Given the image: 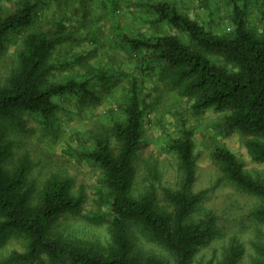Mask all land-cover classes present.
Listing matches in <instances>:
<instances>
[{"label": "trees", "instance_id": "1", "mask_svg": "<svg viewBox=\"0 0 264 264\" xmlns=\"http://www.w3.org/2000/svg\"><path fill=\"white\" fill-rule=\"evenodd\" d=\"M230 4L232 31L221 36L183 15L170 2L148 1L145 5L155 16L154 23L166 24L177 34L125 41L131 50L147 52L163 63L174 84L183 85L185 94L195 97L194 110L226 113L224 127L247 136L245 145L251 159L261 164L264 163V4L259 33L247 26L246 6L236 0H230ZM45 7L46 0H20L13 11L0 16V55L8 35L31 29ZM56 25V33L36 30L23 37L18 68L6 86L0 85V122L28 113L46 123L58 110L54 97L87 93V80L50 82L57 70L51 57L63 40L60 34L64 31L63 26ZM181 35L186 37L185 41ZM146 109L133 79L122 108L124 119L112 124L111 137L96 138L93 148L83 154L100 170L109 198L105 202L107 213L90 218L93 223L109 225L110 240L104 250L64 242L52 235V224L66 214H78L83 198L73 194L71 179L51 177L33 201L36 185L27 180L31 164L25 158L12 172L3 168L2 161L10 156L11 143L4 141L0 131V246L12 234L26 241V250L13 252L9 262L38 264L44 258L47 264H191L198 246L214 235L216 222L210 212L194 218L203 201V194L191 192L195 144L190 132H183L171 143L170 149L182 173L179 189L155 186L161 178L154 173L149 186L134 194L135 156L142 144ZM213 157L236 189L263 202L255 215L264 223V179L248 174L229 149L216 148ZM135 232L161 246L172 261L135 253ZM241 255V249L231 245L216 264H236ZM254 264H264V246L259 248Z\"/></svg>", "mask_w": 264, "mask_h": 264}, {"label": "rangeland", "instance_id": "2", "mask_svg": "<svg viewBox=\"0 0 264 264\" xmlns=\"http://www.w3.org/2000/svg\"><path fill=\"white\" fill-rule=\"evenodd\" d=\"M19 1L0 0V16L13 11ZM148 1L170 2L216 35L232 31L230 0H46L43 13L31 29L6 38L0 55V85L6 86L18 68L23 37L36 30L56 33V24H60L64 28L60 34L63 40L51 57L57 70L50 82L87 80V93L54 97L58 110L46 123L28 113L2 120L0 131L4 141L11 143L10 156L2 161V166L12 172L22 159H28L31 168L27 180L36 185L33 201L49 178L71 179L73 194L83 198L80 212L57 219L51 233L64 242L106 249L110 240L108 223H93L90 218L107 213L105 202L109 198L100 170L83 154L93 148L96 138L111 137L112 124L124 119L122 108L129 83L135 79L147 109L142 144L135 156L133 193L147 188L154 173L161 178L155 186L180 188L182 173L170 146L173 139L190 132L195 144L191 192L203 194L194 218L209 212L216 217L214 235L198 246L191 264H216L231 245L242 251L236 264H254L259 248L264 246V223L255 215L263 202L239 191L224 177L213 151L229 149L256 179H264V163L252 161L245 145L247 136L224 127L226 113L194 110L195 97L185 94L183 85L174 84L163 63L147 52L129 48L126 38L177 34L166 24L154 23L155 16L145 5ZM236 1L246 6L248 28L259 33L264 0ZM180 37L186 40L185 36ZM133 248L141 257L154 255L172 261L166 250L140 232H135ZM25 250L22 237L9 235L0 246V264H14L8 261L11 254ZM45 260L42 258L38 264H47Z\"/></svg>", "mask_w": 264, "mask_h": 264}]
</instances>
